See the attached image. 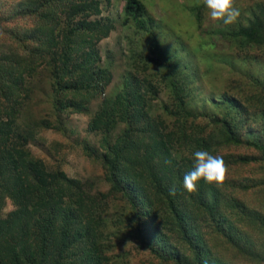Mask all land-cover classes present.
<instances>
[{"label":"trees","instance_id":"1","mask_svg":"<svg viewBox=\"0 0 264 264\" xmlns=\"http://www.w3.org/2000/svg\"><path fill=\"white\" fill-rule=\"evenodd\" d=\"M246 2L235 0L239 9L249 6L246 17L205 32L206 42L197 35L199 43L194 49L175 36L187 34L186 27L177 26L171 33L163 30L162 36L171 38L179 54L187 47L195 53L204 51L207 56L218 48L214 42L218 38L225 43L221 47H233L243 53L241 61L248 66L252 60L264 58V3L243 6ZM9 5L7 8V4H0V264H228L212 253L218 248L235 258L251 260L252 264H264V257L253 258L234 243L229 218L240 214L236 209L237 197L224 204L225 212H219L215 209L212 187H206L201 180L197 191L188 195L183 191V182L167 175L173 173L171 167L167 163L158 167L155 159L157 155H169L176 146L189 157L196 150L212 154L223 149L256 150L258 160L241 161L255 163L261 173L259 179L251 184L240 182L233 190L234 194L241 191L264 196V146L250 137L240 140L234 126H245L250 121L248 117L264 121L263 81L252 72L246 73L245 81H237L235 87L236 94L241 98L247 96L248 102L234 104L232 98L222 94L219 102L224 106L218 116L201 118L202 123L196 121L197 117L179 96L181 92H177L186 90L181 82L191 87L180 77L175 84L177 62L170 61L171 57L161 60L165 64L161 74L149 71L137 82L136 74L142 73L143 66L149 68L151 62L158 61L151 60L147 66V61L132 57L119 92L104 100L100 112L88 121V127L100 125L110 131L115 125L110 115L116 105L124 106V117L134 120L130 114L133 112L135 118L138 115L136 104L155 92L157 78L162 82L167 71L176 76H171L174 84L169 85L170 99L176 104H172L173 111H164L167 122L158 119L157 125L149 120L147 126L141 123L135 131L131 130L129 119L124 122L119 117L124 123L119 144L108 146L102 140V156L83 145L84 154L101 163L108 183L107 191L92 194L60 169L47 170L25 147L34 130H62L63 115L83 113L85 103L104 91L111 72L108 66L98 65L100 57L95 44L108 35L112 24L108 19L86 21L92 13L99 12L96 0H12ZM187 12L185 16L193 18L191 35L205 22L202 1L189 6ZM76 17L80 19L75 20ZM158 22L165 24L161 19ZM121 26L145 35L161 28L147 15L140 0H125ZM150 37L156 40L154 33ZM218 58L226 65L236 60L232 56ZM217 63L223 66L220 61ZM206 67L205 74L213 70L209 60ZM132 82L136 88L141 84L137 91ZM226 86L232 87L231 83ZM35 87L40 91L47 89L51 97L52 114L47 116L49 119L42 117L38 126L27 93ZM255 95L253 101L251 97ZM129 97L135 105L128 104ZM249 106L257 108L254 113V109L247 111ZM127 108L130 109L125 114ZM123 112L120 110L119 116ZM235 115L238 119L233 118ZM150 126L155 133L147 131ZM132 134L141 137L142 143L137 146L140 153L137 159L125 161L122 154L132 148ZM229 163L235 160L230 159ZM186 165L189 172L192 165ZM163 170L167 181L161 179ZM176 173L181 179L182 171L178 169ZM172 187L176 188L175 196L169 195ZM6 206H10L9 211ZM257 216L251 218L252 223L258 220ZM204 232L207 237L218 238L221 245L215 243V248L205 239Z\"/></svg>","mask_w":264,"mask_h":264},{"label":"rangeland","instance_id":"2","mask_svg":"<svg viewBox=\"0 0 264 264\" xmlns=\"http://www.w3.org/2000/svg\"><path fill=\"white\" fill-rule=\"evenodd\" d=\"M10 1L12 0H0V4H7V8H9ZM96 1L98 3L99 12L98 14L92 13L91 16L86 18V21H103L108 19L112 24V29L108 35L105 38H101L95 44L100 57L98 65L109 67L111 79L102 93L95 95V97L85 103L86 110L83 113L62 116V130L40 127L38 130L32 132L25 147L33 156L43 162L47 170L52 171L60 169L67 177L75 179L78 182V186H83L85 189L89 188L88 191L92 194L104 193L107 191L108 183L104 179V171L101 167V163L96 159L87 157L82 150L83 145H88L95 149L94 151L97 152V155L102 156L105 154V151L101 149L100 146L102 140H105L108 146L114 147L119 144L120 133L124 127V123L119 117H123L124 122L129 119L128 123H132L133 125L131 130L135 131L141 123L147 126L149 120H152L153 123L157 125L159 120H162L164 123L167 122L168 117L164 115V111H173L174 108L172 104L173 102L176 104L173 98L170 99L169 95L171 89L169 85H171V83L174 84L171 76H175V74L167 71L162 82H160V78H157L158 84L155 87V92L150 96L148 95L143 102L136 104L135 108L136 111H139L138 115L135 118L133 112L130 114L134 120L124 117V106L116 105L110 115V118L115 124L110 131H106V129L100 125H96L93 129L88 127V121H90L96 113L100 112L99 109L102 107L104 100L109 98L110 95L119 92L120 86L122 87L120 83L124 81V75L129 69L132 57H135V60H142L144 63L147 61L145 63L147 66H149L151 60L157 59L158 61V63L151 62L149 68L143 66L144 70L142 73L136 74L137 82L142 81L143 74L149 71L153 72L155 75L161 74L165 69V64L160 62L161 60L170 59L171 57L170 61L173 63L177 62L176 65L178 66L179 73L177 77L175 76V84L178 82V77H180L181 80L188 82L189 87L191 86L188 88L185 83L181 82V85H183L186 90H177V92H181L180 95L177 94L186 101L187 109L193 112L198 122H202L201 118L208 119L218 116L224 106L223 103L219 102L222 94L223 96L227 95V97L232 98L234 104H238V101H241L240 103L243 104L248 102V100H246L247 96L241 98L236 94L237 87H235L237 81H245L246 73L252 72L255 78L262 80L264 83V58L256 61L252 60L253 62L251 61L248 66H245L241 61L243 53L235 51L232 49L233 47H221L225 46V43L218 38H214V42L218 48H214L209 56H207L204 51L195 53L196 50L189 51L187 49L188 46H191L190 49H194V47L198 45L197 35L200 36L202 41L206 42L207 34L205 32L208 33V31L218 27L206 16L204 25L201 29H196L194 34H189L192 33L191 21L193 18L190 20V16L187 18L185 15H188L187 11L189 6L199 4L202 0H194L195 2H192L193 0H140L147 15L153 18L155 24L161 26V28L157 30L155 28L154 32L147 35H145L144 32L134 30L132 27L121 26L122 9L125 0H109L108 3H106V0ZM255 2L264 3V0H247L243 6L252 5ZM248 7L249 6H246L245 9L243 7L240 8V12H243L239 17H246L248 15ZM78 19H80V17L75 18V20ZM159 19L163 20L165 24L158 22ZM177 26H180V29L186 27L189 31L187 34L175 35L187 45V47H185V52L181 54L174 50V42L169 36H162L163 30L164 32H175ZM173 28L174 30H172ZM228 29L233 30L234 28L228 27ZM153 33L156 40L150 37ZM250 55L252 56L253 54ZM227 56L234 57L236 59L235 62L226 65L225 62H222L218 58L220 57L222 59ZM207 60L211 62L213 70L205 74V70H207ZM218 61H220L223 66L218 64ZM133 63H136V61H133ZM228 83H231V89L227 88L226 85ZM131 85L133 90L137 91L141 84H139L137 88L133 82ZM27 93L30 102L34 106L32 107L35 116L34 123L37 122L38 126V122L42 117L44 118L52 114L51 97L48 96L49 91L47 89L40 91L37 87L30 88ZM251 98L253 101H256V95L255 98ZM261 99H263V97H261ZM121 101H119V103H121ZM128 104L135 105V102L129 97ZM164 105L166 108H164ZM129 109L130 108H127L125 114L128 113ZM252 109H254V113L257 108L255 106H249L247 111L250 112ZM120 110H122L123 116H119ZM28 113L29 118L32 120L29 111ZM238 117V115L233 116V118L236 119H238ZM49 118L50 117H47V119ZM248 119L250 121L245 124V126L234 125L237 133L236 136L242 141L250 137L252 140L254 139L257 144L264 146V121L259 117H256L255 120L253 119V121L250 117H248ZM37 126L35 125V127ZM150 128L152 127L150 126ZM150 128H148V132L154 131L153 128V130ZM130 141L129 147L132 148L127 149L126 152L122 154L125 157V159L123 158L125 161L137 159L140 153V148L137 146H140L142 143L141 137L132 134ZM168 154L167 156L164 154H162V156L157 155L155 158L157 163L155 160H153V162L156 163L158 167L167 163L173 171V173H168L167 175H170V177L176 181L183 182V177L188 172L186 163L192 165V156L189 157L185 154V150L178 146L170 150ZM217 154L223 157L228 166V174L221 187L216 188L210 186L215 191V209L219 212H225L224 204L232 203L233 197H237L236 207L238 206V208L236 209L240 214H234V218H229L230 231L234 243H237L239 247L243 248L253 258L259 256L264 257V196L254 192L242 193L241 191L234 194L235 190H233L238 187L240 182L251 184L259 179L261 173L257 165L253 162L242 163L241 161L248 158H255L258 160L259 153L256 150L239 148L237 150L230 149L229 151L223 149L213 153V155ZM230 159H234L235 163H229ZM231 165L233 167H231ZM178 169L183 173L181 179L178 178L176 173ZM164 173L165 171L163 170L161 179L167 181L164 177ZM204 185L206 184L204 183ZM207 186L208 185H206V187ZM5 210L9 211L10 206H6ZM255 214L258 215L256 217L258 220H254L252 223L251 218L254 217ZM213 237H211V235L208 237L205 236V239L209 240L216 248L217 245L215 243L221 245V242L218 238L214 240ZM127 246L128 245H126V247ZM212 253L220 261L227 262L228 264H252L251 260L248 261L247 259L235 258L231 253L223 249L221 250L220 248L217 249L216 253L212 250ZM143 263L146 264V262Z\"/></svg>","mask_w":264,"mask_h":264},{"label":"clouds","instance_id":"3","mask_svg":"<svg viewBox=\"0 0 264 264\" xmlns=\"http://www.w3.org/2000/svg\"><path fill=\"white\" fill-rule=\"evenodd\" d=\"M205 14L214 25L234 24L240 16V9L235 0H202ZM162 69V68H161ZM228 166L220 155H213L207 150H196L192 154V169L183 177V191L191 195L197 191L199 181L219 188L227 178ZM176 188L169 189V195L175 196Z\"/></svg>","mask_w":264,"mask_h":264}]
</instances>
